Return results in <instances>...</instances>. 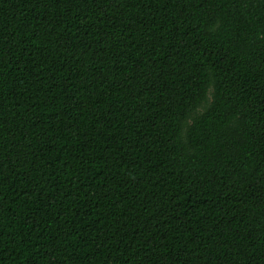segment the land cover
<instances>
[{
  "label": "trees",
  "instance_id": "obj_1",
  "mask_svg": "<svg viewBox=\"0 0 264 264\" xmlns=\"http://www.w3.org/2000/svg\"><path fill=\"white\" fill-rule=\"evenodd\" d=\"M0 264H264V0H0Z\"/></svg>",
  "mask_w": 264,
  "mask_h": 264
}]
</instances>
